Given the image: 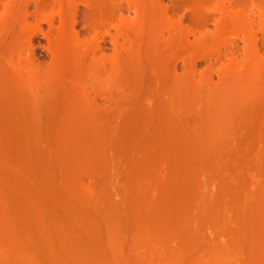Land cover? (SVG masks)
I'll list each match as a JSON object with an SVG mask.
<instances>
[{"label":"rangeland","instance_id":"1","mask_svg":"<svg viewBox=\"0 0 264 264\" xmlns=\"http://www.w3.org/2000/svg\"><path fill=\"white\" fill-rule=\"evenodd\" d=\"M115 1L0 0V264H264V0Z\"/></svg>","mask_w":264,"mask_h":264},{"label":"bare ground","instance_id":"2","mask_svg":"<svg viewBox=\"0 0 264 264\" xmlns=\"http://www.w3.org/2000/svg\"><path fill=\"white\" fill-rule=\"evenodd\" d=\"M115 1V0H114ZM116 2V1H115ZM54 23H55V19H50V25H54ZM94 242H96V241H94ZM97 242H100V241H97Z\"/></svg>","mask_w":264,"mask_h":264}]
</instances>
